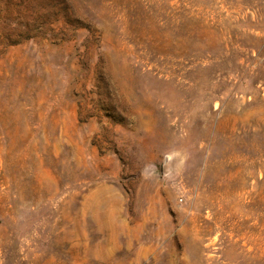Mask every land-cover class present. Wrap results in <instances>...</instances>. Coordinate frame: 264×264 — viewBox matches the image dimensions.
I'll return each instance as SVG.
<instances>
[{
	"label": "rangeland",
	"instance_id": "374dc122",
	"mask_svg": "<svg viewBox=\"0 0 264 264\" xmlns=\"http://www.w3.org/2000/svg\"><path fill=\"white\" fill-rule=\"evenodd\" d=\"M0 264H264V0H0Z\"/></svg>",
	"mask_w": 264,
	"mask_h": 264
},
{
	"label": "trees",
	"instance_id": "16d2710c",
	"mask_svg": "<svg viewBox=\"0 0 264 264\" xmlns=\"http://www.w3.org/2000/svg\"><path fill=\"white\" fill-rule=\"evenodd\" d=\"M61 4H59V5H57V4H49L47 6V8H45V13H46L49 21H51L52 17H54L55 15H57L59 13ZM55 21H57V20H55ZM16 43H18V42L17 41L13 42V44H16Z\"/></svg>",
	"mask_w": 264,
	"mask_h": 264
}]
</instances>
